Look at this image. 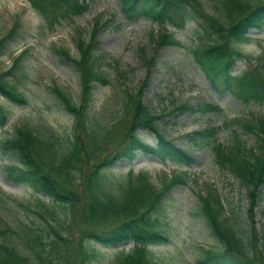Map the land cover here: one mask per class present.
Instances as JSON below:
<instances>
[{
    "label": "rangeland",
    "instance_id": "rangeland-1",
    "mask_svg": "<svg viewBox=\"0 0 264 264\" xmlns=\"http://www.w3.org/2000/svg\"><path fill=\"white\" fill-rule=\"evenodd\" d=\"M88 5L86 12L61 22L53 31H49L45 22L32 8L29 0H0V74L10 69L16 57L27 51L20 59L10 79L17 90L26 99L25 106H16L0 95V106L7 111L6 124L0 128V143L15 136L18 130H29L42 141L49 144L53 158L67 153L75 136V117L70 114L56 94L58 90L72 104L79 107L81 83L77 69L66 61L59 51L67 52L73 58H79L77 41L89 40V34L96 20L108 21L97 34L98 42L95 54L101 75L108 80L107 86L95 85L91 100L83 112V123L88 133H93L95 142L101 143L110 126L124 118L126 90L136 92L147 78L141 102L148 105L156 115H161L158 128L167 139L192 155L195 163L187 168L170 162L160 163L152 156L138 153L132 162L122 161L102 171L101 192L110 191L118 195L124 187L126 175L145 173L147 181L160 193L170 183V177L188 172L187 183L173 186L162 193L161 207L156 213L159 227L170 238L168 245L153 246L157 264H195L203 256V249L220 251L224 248L207 228L202 215L201 198L209 192L218 196L223 210L220 219H227L228 225L245 244L246 252H251L250 222L247 219L249 209L248 189L240 184L228 171L220 168L214 161L208 146H197L189 138L194 131L205 128H219L218 140L225 145L232 144L233 133L248 148H254L257 138L232 123L257 117H264V104H243L228 92H218L204 74L196 67L190 50L212 42L213 36L205 34L198 23H189L184 30H175L170 26L161 29L150 20L141 18L133 21L123 19L119 0H80ZM209 4L215 0H208ZM11 31L13 34L9 35ZM165 32L180 43L178 47L157 49L151 35ZM250 41L241 47L242 59L234 69L233 75L242 76L258 70L264 74V28L251 31ZM153 60L147 67L140 50ZM203 103L219 107V112L201 113L187 110L168 113L172 106L187 104L196 109ZM167 114H163V112ZM126 122V120H123ZM227 124L228 126H224ZM124 123H120L109 139L105 151L94 160L89 157L88 148L82 154L86 166L81 174L70 171L73 183H82L83 176L118 148L124 135ZM137 135L147 144L154 145L156 140L147 131ZM86 146V138L81 136ZM9 160L0 152V229L9 227L5 239L23 256L32 257L28 248L22 245V227L34 230L43 224L30 212L29 208L40 212L55 226L66 227V211L55 205L49 198L35 194L29 187L16 185L6 179L4 172ZM52 166V165H51ZM56 164L51 173L62 180V173ZM123 190H121L122 192ZM52 217V218H51ZM254 228L260 241L264 236V187L261 189L256 208L253 211ZM43 241L47 240L46 231H39ZM4 237H0L3 239ZM73 239L78 238V227L72 230ZM97 251L92 264H113L114 252L131 245Z\"/></svg>",
    "mask_w": 264,
    "mask_h": 264
},
{
    "label": "trees",
    "instance_id": "trees-1",
    "mask_svg": "<svg viewBox=\"0 0 264 264\" xmlns=\"http://www.w3.org/2000/svg\"><path fill=\"white\" fill-rule=\"evenodd\" d=\"M120 12L124 20L133 21L141 18L150 20L158 28L170 26L175 30H184L189 23H198L203 32L213 36L211 43L200 45L190 50L196 67L218 92H228L243 104H264V74L254 70L242 76L233 75L234 69L242 59L241 47L250 41L249 33L264 28V0H215L210 5L208 0H119ZM32 8L45 22L49 31L61 22L71 20L86 12L88 5L80 0H29ZM108 21L96 20L86 42L79 38L77 50L79 58L71 57L65 51L60 55L71 63L78 71L81 83L80 106L72 102L56 90L65 109L75 117V139L67 153L51 162L53 158L49 144L42 141L29 130H18L15 136L0 143V152L8 158L5 166L6 179L16 185L29 187L35 194L49 198L55 205L66 211V227L54 225L40 212H34L22 206L44 225L39 231H46L47 240L38 230L24 226L22 229V245L29 249L32 257L21 255L18 250L8 244L9 227L0 229V264H92L97 258L99 247L117 248L130 244L128 250L122 248L114 252L113 264H157L155 255L150 249L153 246L168 245L170 238L159 227L156 213L161 207L162 193L173 186L186 185L188 172L170 177L162 193L154 189L147 181L145 173L134 175L129 171L124 187L119 188L118 195L108 191L101 192L102 171L118 162H132L138 153L152 156L162 163L169 161L177 166L191 167L195 163L192 155L175 145L160 132L156 115L141 102L147 78L136 92L126 90L124 118L117 121L106 131L101 143L95 142L93 133H88L83 123V112L91 100L95 85L109 84L100 73L95 54L99 31ZM14 31H11L13 34ZM157 49L178 47L180 43L168 33L160 32L151 35ZM2 41H0L1 43ZM27 51L15 58L12 66L0 74V95L9 103L25 106L26 99L9 78L17 68L20 59ZM264 54V51H263ZM140 55L147 67L153 60L147 58L144 50ZM201 113L219 112V107L211 103H203L196 109L187 104L172 106V112ZM7 111L0 106V128L6 124ZM163 114H167L165 111ZM123 120H126L123 121ZM124 123V135L118 148L106 159L92 167L83 176L82 183H73L70 171L77 174L83 172L86 162L82 154L89 151L88 160L98 158L106 149L114 130ZM232 123L252 133L257 138L254 148H248L234 132L232 144L225 145L218 140L219 128H205L194 131L189 140L197 146H208L213 161L228 171L240 184L248 189L249 209L247 219L250 222L251 252H246L245 244L228 225L227 219L221 218L223 206L218 198L208 191L201 198L202 215L206 219L207 228L212 236L224 246L220 251L203 249V256L195 264H264V236L260 238L254 228L253 211L264 187V117H257L250 122L234 119ZM224 126H228L224 124ZM147 131L155 137V144L150 146L137 133ZM86 138V146L81 136ZM54 164L62 173L54 176ZM52 165V166H51ZM50 169V170H49ZM121 190H123L121 192ZM52 218V217H51ZM78 227V238L73 239L72 230Z\"/></svg>",
    "mask_w": 264,
    "mask_h": 264
}]
</instances>
